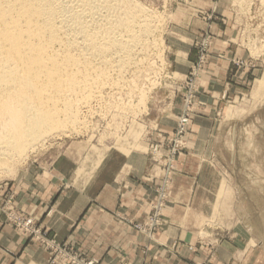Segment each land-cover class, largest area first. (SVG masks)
<instances>
[{
	"label": "rangeland",
	"instance_id": "1",
	"mask_svg": "<svg viewBox=\"0 0 264 264\" xmlns=\"http://www.w3.org/2000/svg\"><path fill=\"white\" fill-rule=\"evenodd\" d=\"M138 2L164 16L160 73L152 86L143 85L145 101H120L126 109H111L108 116L95 104L84 132L46 140L0 177V264L17 255L19 250L8 247L22 237L48 247L49 264L64 262L49 230L34 217L37 207L89 186L112 158L110 170L133 155L152 165L159 183L149 215L143 222L121 221L155 236L185 153L171 155L172 146L177 139L187 149L192 129L203 130L209 176L221 179L214 216L206 221L212 234L201 236L217 245L236 244L238 264H264V0ZM182 118L186 131L179 130ZM170 157L173 168L167 167ZM246 244L250 251L244 253Z\"/></svg>",
	"mask_w": 264,
	"mask_h": 264
},
{
	"label": "bare ground",
	"instance_id": "2",
	"mask_svg": "<svg viewBox=\"0 0 264 264\" xmlns=\"http://www.w3.org/2000/svg\"><path fill=\"white\" fill-rule=\"evenodd\" d=\"M162 17L138 0H0V177L88 127L95 104L108 116L142 99L163 64Z\"/></svg>",
	"mask_w": 264,
	"mask_h": 264
},
{
	"label": "crops",
	"instance_id": "3",
	"mask_svg": "<svg viewBox=\"0 0 264 264\" xmlns=\"http://www.w3.org/2000/svg\"><path fill=\"white\" fill-rule=\"evenodd\" d=\"M203 133L191 130L187 149L178 160L164 223L155 236L142 234L121 221L125 217L145 221L157 199L158 178L148 158L141 155L121 159L116 170L108 168L114 158L103 163L89 186L41 204L35 219L49 230L55 242L52 245L99 264H238L236 244L217 245L212 238L201 236L204 231L212 234L206 221L214 216L216 192L221 187L220 178L217 181L209 176L211 166L203 157L208 147ZM213 168L217 173V166ZM9 246L19 251L1 264H49V248L44 245L22 237L13 239ZM248 251L246 244L244 253Z\"/></svg>",
	"mask_w": 264,
	"mask_h": 264
},
{
	"label": "built area",
	"instance_id": "4",
	"mask_svg": "<svg viewBox=\"0 0 264 264\" xmlns=\"http://www.w3.org/2000/svg\"><path fill=\"white\" fill-rule=\"evenodd\" d=\"M184 119L185 118H182V120H180L181 127H179V130H182V131H184L185 128L187 127V121H185ZM184 134H185V132L183 134H182V132L180 133L181 139L183 138ZM176 141H177V143L175 144V148H173V146H172V149H171V155H173L175 157L178 156L179 154H181V152L183 153L184 150H185V146L183 145V143L179 142L177 139H176ZM167 167L168 168H173L174 167L173 163L171 161V157H170V160L167 162ZM60 254L63 256V257L60 258V260L63 259L68 264H97L94 261H85V260L83 261V260H80L77 257L73 256L72 254H69L68 251L63 250V249H60Z\"/></svg>",
	"mask_w": 264,
	"mask_h": 264
}]
</instances>
